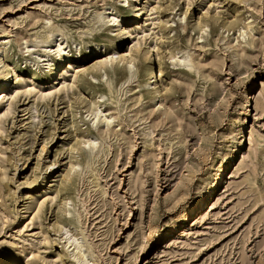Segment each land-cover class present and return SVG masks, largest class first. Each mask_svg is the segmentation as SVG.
Wrapping results in <instances>:
<instances>
[{"label":"rangeland","instance_id":"374dc122","mask_svg":"<svg viewBox=\"0 0 264 264\" xmlns=\"http://www.w3.org/2000/svg\"><path fill=\"white\" fill-rule=\"evenodd\" d=\"M132 2L0 0V264H264V0Z\"/></svg>","mask_w":264,"mask_h":264},{"label":"bare ground","instance_id":"6f19581e","mask_svg":"<svg viewBox=\"0 0 264 264\" xmlns=\"http://www.w3.org/2000/svg\"><path fill=\"white\" fill-rule=\"evenodd\" d=\"M126 2V1H125ZM142 3V0H133L132 4L133 6H137V5H140ZM127 6H129L128 2L125 3ZM145 12V7L144 6H141L139 8V16L135 18V22H137L139 19L137 18H140V15L144 14ZM104 14L108 17V20L109 22H111V26H118L119 24H121V22L123 21L122 17L119 16L118 14H116L115 11H113V9L111 8H107L105 11H104ZM58 37V36H57ZM2 42H3V37H0V70H2L4 67H5V64L3 63V61L1 60V56L3 54V49H2ZM100 46L99 45H96V48L98 49ZM49 49L53 51V53L55 55H60L62 52H63V46L61 45V43H55L54 45L52 46H49ZM108 57H106V59L108 61H111V60H114L116 58L119 57L118 55V52L117 50H114L110 53V55H107ZM64 58L62 56H59V65H57L56 67H53L54 69V73L51 75V78L50 80L53 78V76L55 75V73L57 72V70L59 69V66L64 62ZM50 63V62H49ZM6 74L8 75L6 77V79L4 80L3 84L0 85V94L1 93H4V90L9 88L11 86L10 84V78H11V75H10V72H6ZM158 76H161V71L155 66L153 67V69L150 71V73L148 74V81L150 82V84H155L157 82V77ZM8 86L6 87L5 85ZM99 114H102V111L101 109H97L96 112H94V116L97 117ZM103 115V114H102ZM103 117L105 119H108L105 117V115H103ZM91 141V140H90ZM232 158V157H231ZM54 165V164H53ZM221 174L219 175V178L217 179V181L213 184L214 186H212V190L214 188H216V186L220 183L221 181ZM212 193L211 190L207 191L205 194L201 195L195 202L193 205H191L188 209H187V212H186V216L187 218L192 216V215H195L196 213H198L206 204H207V201H208V197H210L209 195ZM185 218V217H184ZM186 220V219H185ZM184 226V225H183ZM180 227V226H179ZM177 231V230H176ZM64 235H65V238L66 239L65 241H67V243H69L70 245H73L75 246L74 248H77L78 250V247L81 245L80 241L78 238H76L74 235H72L70 233V231L65 228L64 230ZM81 251V250H80ZM83 251V250H82ZM81 253V252H80ZM85 262H86V259H85ZM85 262H82V261H79L80 264H84ZM88 262V261H87ZM10 264H18L17 262L13 261L11 262ZM20 264H27V262H22Z\"/></svg>","mask_w":264,"mask_h":264}]
</instances>
